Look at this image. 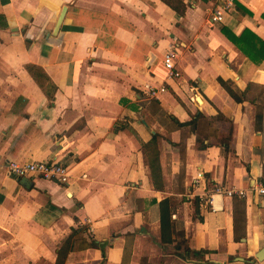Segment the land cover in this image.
Listing matches in <instances>:
<instances>
[{
	"label": "crops",
	"instance_id": "obj_1",
	"mask_svg": "<svg viewBox=\"0 0 264 264\" xmlns=\"http://www.w3.org/2000/svg\"><path fill=\"white\" fill-rule=\"evenodd\" d=\"M213 7L0 0V264H56L73 229L63 264H264V0H239L220 23ZM171 47L175 79L164 64ZM154 135L156 183L143 146ZM43 160L67 165L69 183L25 185L7 172L11 161ZM219 185L246 195L215 194L210 205ZM186 245L211 252L184 260Z\"/></svg>",
	"mask_w": 264,
	"mask_h": 264
},
{
	"label": "built area",
	"instance_id": "obj_2",
	"mask_svg": "<svg viewBox=\"0 0 264 264\" xmlns=\"http://www.w3.org/2000/svg\"><path fill=\"white\" fill-rule=\"evenodd\" d=\"M239 0H214V7L211 11L210 21L213 23L224 22L226 16L232 12L236 3ZM178 53L175 47H171L164 55V64L168 70L169 78H179L180 71L177 68L176 59ZM166 91V87H148V93L152 96H157L159 93ZM7 172L9 175L15 178H27V177H40L47 180H53L60 183H69L71 175L70 168L55 160H43V161H33V162H21V161H11L7 166ZM203 179V175L200 173L195 179V184L198 185ZM257 192L264 195V183L260 181L257 185ZM215 194H222L226 196L235 195L244 197L246 195L245 191H236L231 188H226L223 186H216L214 188L213 194L206 199L210 205H213V197Z\"/></svg>",
	"mask_w": 264,
	"mask_h": 264
},
{
	"label": "trees",
	"instance_id": "obj_3",
	"mask_svg": "<svg viewBox=\"0 0 264 264\" xmlns=\"http://www.w3.org/2000/svg\"><path fill=\"white\" fill-rule=\"evenodd\" d=\"M224 33L230 37V39L236 43L238 45V47L240 49H242L244 52L247 53L246 48L242 45V43L240 42V38H236L233 34H231L226 28H223ZM246 36L251 35L254 36L253 32L251 30H246L244 33ZM250 58L252 60H255V55L251 54V53H247ZM264 58V52L261 53V58L260 60H262ZM260 62V61H259ZM222 84L225 86V88L228 90V92L234 97L236 98V100L240 101V98L235 94V92L233 91V89L224 81H222ZM180 126L183 125L184 123H178ZM144 146V152L146 154L147 157V162L148 165L150 167L151 170V177L152 180L154 181V183H156L157 177H160V168H159V161H158V148H157V135H154L152 137V139L143 145ZM261 182L264 183V176L261 178ZM237 196V195H235ZM234 196V197H235ZM160 208H161V231H162V242L163 243H173L174 239L172 238L173 232H175V229H173L172 227V213L174 210V203L172 202L171 198H167L165 200H163L162 202H160ZM77 230L73 229L72 234L68 237V239L66 240V242L64 243V245L62 246V248L59 251V257H58V261L56 264H63V261H61V254L67 249V246L69 244V242L71 241V239L73 238V236L76 234ZM90 246L93 247H101L102 249L105 248V245L100 244L99 242H97L94 239H91ZM211 251L209 250H205V249H201V250H195L190 248L188 245L185 246L184 251L179 254V257L183 258L184 260L186 259H191V258H195L198 260H201L202 258H204L205 255L209 254Z\"/></svg>",
	"mask_w": 264,
	"mask_h": 264
},
{
	"label": "water",
	"instance_id": "obj_4",
	"mask_svg": "<svg viewBox=\"0 0 264 264\" xmlns=\"http://www.w3.org/2000/svg\"><path fill=\"white\" fill-rule=\"evenodd\" d=\"M65 10H66V8H64L63 12L60 15V18L58 19L57 25L55 27L54 34H58V32L60 30L61 24H62L63 19H64ZM23 180L25 181L24 184L27 185L26 182H29L28 181L29 179L28 178H24ZM256 258H257L258 261H264V247L256 254Z\"/></svg>",
	"mask_w": 264,
	"mask_h": 264
}]
</instances>
